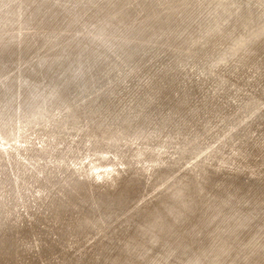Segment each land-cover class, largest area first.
<instances>
[{
    "label": "rangeland",
    "instance_id": "374dc122",
    "mask_svg": "<svg viewBox=\"0 0 264 264\" xmlns=\"http://www.w3.org/2000/svg\"><path fill=\"white\" fill-rule=\"evenodd\" d=\"M0 264H264V0H0Z\"/></svg>",
    "mask_w": 264,
    "mask_h": 264
}]
</instances>
